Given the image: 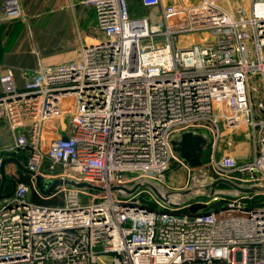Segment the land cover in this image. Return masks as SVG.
I'll list each match as a JSON object with an SVG mask.
<instances>
[{
	"label": "built area",
	"instance_id": "built-area-1",
	"mask_svg": "<svg viewBox=\"0 0 264 264\" xmlns=\"http://www.w3.org/2000/svg\"><path fill=\"white\" fill-rule=\"evenodd\" d=\"M140 1L161 6L160 21L131 16L128 0H81L93 11L98 35L81 45L77 59L39 62L19 90L11 70L0 77V122L14 136L7 150L25 151L24 169L35 182L39 176L45 190L59 180L62 193L59 205L36 203L26 198L29 184L20 182L0 199V264H264V192L255 201L214 195L210 202L223 201L220 207L182 211L189 204L169 208L150 192L142 201L138 191L127 198L110 191L142 177L167 183L179 159L171 136L205 123L212 129L204 165L212 175L264 184V0H250L238 16L209 0L178 8ZM20 12L17 0H4L0 21ZM195 31L210 38L176 48L179 34ZM253 82L261 86L257 97ZM221 96L233 118L218 113ZM61 116L69 119L65 138L45 148L42 125ZM220 121L232 132L247 128L250 160L217 157ZM45 160L60 174L44 176ZM3 165L0 149V171Z\"/></svg>",
	"mask_w": 264,
	"mask_h": 264
},
{
	"label": "crops",
	"instance_id": "crops-1",
	"mask_svg": "<svg viewBox=\"0 0 264 264\" xmlns=\"http://www.w3.org/2000/svg\"><path fill=\"white\" fill-rule=\"evenodd\" d=\"M3 1L0 0V10ZM161 1L163 8L192 7L201 2V0ZM209 1L213 2L218 8L229 11L234 16L238 15L239 10L247 11L250 3V0H242L245 8L243 9L240 8L239 0ZM128 4L131 16H146L152 24L157 23L162 18L161 6L145 7L140 0H128ZM23 9L27 21H15L7 25L0 24V77L7 70H11L13 84L18 90L22 89L25 80L33 74L39 62L45 66H54L73 61L78 58L81 45L94 35H98L93 11L85 6L81 0H24ZM196 32L201 34L200 42L206 37L210 38L207 31L188 33ZM72 41L74 42L73 47L67 52L63 48L70 45ZM2 93L3 87L0 82V95ZM66 117L52 118L42 125L41 141L45 148L52 139L64 136L68 131L69 119ZM13 141L14 136L6 123L0 122V149L4 157V165L0 171V184L2 175L15 181V184L20 182L29 184L25 180V177L30 175L24 169L25 151L7 150ZM225 151H232V148L229 150L227 148ZM222 155H225L224 150ZM248 157V160H250L251 153ZM5 185H3L4 188ZM29 186L37 188L35 180L34 184H29ZM13 188L12 184L9 183L5 192L8 193ZM30 191L32 192V189L28 192ZM27 196L28 193L26 195L28 199ZM28 200L46 204L34 195H31V199Z\"/></svg>",
	"mask_w": 264,
	"mask_h": 264
},
{
	"label": "water",
	"instance_id": "water-1",
	"mask_svg": "<svg viewBox=\"0 0 264 264\" xmlns=\"http://www.w3.org/2000/svg\"><path fill=\"white\" fill-rule=\"evenodd\" d=\"M65 138V136H63ZM211 137L206 131H197L193 129L183 130L171 136L170 143L173 154L185 162L190 171H199L200 174L196 182L189 184L182 189H170L162 183L152 181L150 178H138L129 184H117L110 188L117 196L127 198L140 189L148 190L162 205L169 208H179L187 202L189 194L204 193L207 196L221 194L225 197H241L244 195H253L264 192V184L256 183H239L226 177H215L209 169L204 165L202 155L210 144ZM210 173V174H208ZM9 182L14 187L15 182L7 179L2 175L0 184V199L10 196L12 190L5 192L4 184ZM41 178L36 177V185L43 195H48L60 183L59 180H52L47 189L41 186ZM64 184L79 189H96L102 190L100 187L91 185L87 182H75L73 180H65ZM219 185L226 186L227 190H215ZM187 204V203H186Z\"/></svg>",
	"mask_w": 264,
	"mask_h": 264
},
{
	"label": "rangeland",
	"instance_id": "rangeland-1",
	"mask_svg": "<svg viewBox=\"0 0 264 264\" xmlns=\"http://www.w3.org/2000/svg\"><path fill=\"white\" fill-rule=\"evenodd\" d=\"M18 3V7L21 10L20 12V16L17 19H13L11 21H7V22H2L0 21V24L2 25H7L11 22H15V21H27V16L24 13V0H17ZM247 3V1H246ZM239 5H241L240 8H244V3H242V0H239ZM249 9V8H248ZM248 11V10H247ZM245 10L242 11L244 13L247 12ZM229 12V11H228ZM240 12L239 15L242 13ZM230 13V12H229ZM231 14V13H230ZM233 15V14H232ZM238 16V15H237ZM200 37L201 34L200 32H196V33H181L178 35V38L176 40V48H186L191 46L192 44H196L200 42ZM212 38V36H211ZM155 42L160 41V38H154ZM73 41L71 42L70 45H68L67 47L65 46L63 49H65L67 52L70 51V49L73 47ZM253 87L255 89H258V92H256V90L254 89L253 91H251L252 94H254L255 97H257L259 95V93H261V86L258 84V82H253ZM216 107H217V111L218 113H220V116L222 115L223 117H232L231 116L233 114V112L229 111V109L227 108V106H225L224 102H223V96H221L220 99L217 100L216 102ZM67 118V117H66ZM68 119V118H67ZM218 126L221 128V133H222V137L219 140V147H221L219 154H217L218 158L219 156H222L223 154V150H224V154L228 155L230 157H233L235 162L238 163H242L248 160V156L252 155V147H251V142L249 140V136H248V130L245 126H240L238 131L236 132H232V126L227 125V123L220 121ZM200 126H191L188 128H194L193 130H197V131H206L208 133V131L206 129H212V126L208 123L204 124V128H199L196 129ZM41 143L43 144V142L41 141ZM209 146V145H208ZM232 148V151H225ZM209 147H207V149L205 150V152L202 155V159L203 162L205 164L210 163L209 158H210V152H209ZM227 152V153H226ZM209 169V168H208ZM41 170L43 171V175L46 176L48 179L49 178H53L55 176H57L58 174H60L59 172L61 171V169L59 168V166L53 165L51 166V163L48 160H45V162H43L42 168ZM210 171V169H209ZM200 172L199 171H190V169L186 166V164L181 161L180 159H174L170 169L166 172V176H167V183H162V185H167L168 188L170 189H182L184 187H186L189 182L190 184H193V182L197 181V178L199 176ZM210 174V173H208ZM212 174V173H211ZM25 180L27 183H29L30 185L34 184V180L31 178L30 175H27L25 177ZM152 181H155L152 179ZM5 191L7 189V185L9 184V182L5 183ZM34 187V186H33ZM32 192H28V199H31V195H34V197L38 198L46 204L49 205H59L62 203V193L59 189H54L52 190L48 195H43L40 192H38L36 190V188H31ZM228 188L226 186L223 185H219L215 188V190H227ZM34 192V193H33ZM219 196H223L221 194H218ZM98 198H100V196H96ZM138 197L143 201V200H147L149 199L148 197H150V193L148 190L145 189H140L138 191ZM86 198V197H85ZM210 196H207L204 193H200L198 192L197 194H189V197L187 199V204L188 208H184L182 211L189 209L190 211H203L206 210L208 208H218L220 207L222 204L220 202H210ZM262 196L257 194V195H252V197L250 198L251 200H259L261 199ZM185 203V204H186ZM257 203V202H256ZM148 204L150 206H153L154 204L152 202H148Z\"/></svg>",
	"mask_w": 264,
	"mask_h": 264
},
{
	"label": "trees",
	"instance_id": "trees-1",
	"mask_svg": "<svg viewBox=\"0 0 264 264\" xmlns=\"http://www.w3.org/2000/svg\"><path fill=\"white\" fill-rule=\"evenodd\" d=\"M221 204H223V201H219Z\"/></svg>",
	"mask_w": 264,
	"mask_h": 264
}]
</instances>
